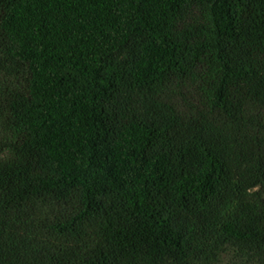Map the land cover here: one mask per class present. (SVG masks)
<instances>
[{
  "label": "trees",
  "instance_id": "1",
  "mask_svg": "<svg viewBox=\"0 0 264 264\" xmlns=\"http://www.w3.org/2000/svg\"><path fill=\"white\" fill-rule=\"evenodd\" d=\"M0 264H264V0H0Z\"/></svg>",
  "mask_w": 264,
  "mask_h": 264
}]
</instances>
